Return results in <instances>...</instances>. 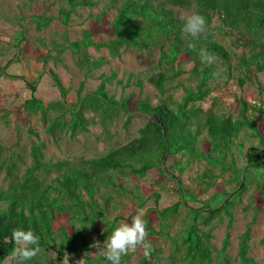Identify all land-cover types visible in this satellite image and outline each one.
Here are the masks:
<instances>
[{
	"label": "trees",
	"instance_id": "obj_1",
	"mask_svg": "<svg viewBox=\"0 0 264 264\" xmlns=\"http://www.w3.org/2000/svg\"><path fill=\"white\" fill-rule=\"evenodd\" d=\"M65 1L68 9L61 11L60 19L66 26L69 25L72 14L79 8H93L97 5L90 0ZM170 7L194 8L195 13L206 18L205 31L196 38L183 35L184 20L179 19ZM107 8L116 10L108 41L96 43L93 41V33L84 31L79 41L57 45V54L51 58L61 62L62 54L69 50L76 57L77 67L90 75L102 69L108 61L105 57H91L90 48L98 52L105 49L108 58L114 60L130 49L145 52L158 46V67L161 72L151 81L157 91L165 94L166 83L184 74L179 66V59L184 54L190 57L193 63L190 72L197 78V85L194 89L186 90L181 102L169 99L156 107L150 106L147 101L140 102L138 110L148 119V124L135 143L101 158L81 161L79 167L69 170L50 183L40 180L38 176L39 172L50 170L44 163L45 145H35L31 150L33 164L25 175L20 180L11 175L13 179L8 189L0 188V264L11 258L10 253L16 247L11 239V233L16 228L32 230L39 236L40 252L52 250L57 253V257L47 264H65L66 254H80L77 241L83 240L84 237L79 231H74L72 236L61 231L63 242L59 244L54 231L58 215L70 216L74 220L81 217L84 220L85 209H96V197L101 189L119 186L116 183L118 173L145 178L152 170L165 171L163 168L168 159L178 155L186 158L187 164L194 161L206 164L207 169L201 179H211L207 188L216 185L217 179L227 173H232L230 183H234L235 187L231 193H219L204 201L202 207L189 208L187 205L190 201L198 200L196 195L181 183H176L179 194L186 203L183 207L189 219L186 229L178 237L171 236L167 230L170 219L180 213L179 207L182 204L179 203L156 212L159 230L152 225V217L146 214V238L156 236L170 242L172 252L166 264H258L251 256L252 227L255 220L247 225L246 231L240 236L236 258L229 253L230 233H226L220 250L212 245L211 240L212 233L225 222V216L228 217V230L232 228L234 215L229 209L237 200L241 202L249 184L255 183L258 188H262L264 195V136L260 133L258 122L249 115L250 111L260 114L263 107L252 103L249 105L240 100L241 109L234 120L195 108L194 105L205 101L212 93L211 83L223 76L215 62L229 58L225 48L209 33L215 16H219L224 25L231 29H243L244 38H250L248 46L251 47V55L248 59L240 57L239 65L244 66L247 71H251L254 66L258 73H264V0H107ZM32 21L40 32L47 28L54 18L34 16ZM17 49L19 56L21 46L17 45ZM201 50L214 55L215 62L211 65L202 63ZM228 67L231 69L230 64ZM5 71L6 67L0 70V77L5 76ZM49 74L62 98H66L69 90L63 86L55 72L50 71ZM116 77L115 73L110 77L102 76L98 90L85 97H79L74 108L59 103L70 115V119L55 120L50 124L49 132L53 133L57 128L69 129L73 134L86 130L87 119L84 115L87 112H92L95 117L100 118L104 125L124 113L128 125L133 116L128 112L126 101H116L110 98L106 91L107 84L113 82ZM137 84L140 89L143 88L142 81ZM84 85L83 82L79 95ZM241 85H244L243 81ZM29 87L32 97L25 101L24 111L32 116H44L48 107L35 97L36 83L29 84ZM245 131L251 132V136L258 140L262 150L259 152L253 149L247 160L248 165L239 167L233 148ZM239 153L243 154L242 146ZM176 166L182 168L179 163ZM217 170L221 171L219 177L213 174V171ZM85 196L87 201L84 200ZM115 226V222L110 223V228L104 236H108ZM260 245L264 247V237L260 240ZM88 251L90 252V249ZM162 251L156 248L150 250V254L144 256L140 264L159 262L158 255ZM38 254L28 264H45L39 262ZM91 262V259L85 260V264Z\"/></svg>",
	"mask_w": 264,
	"mask_h": 264
},
{
	"label": "rangeland",
	"instance_id": "obj_2",
	"mask_svg": "<svg viewBox=\"0 0 264 264\" xmlns=\"http://www.w3.org/2000/svg\"><path fill=\"white\" fill-rule=\"evenodd\" d=\"M90 1L97 5L93 8H79L66 26L60 19L61 11L68 9L65 0H0V70L6 67L5 76L0 77V188L3 190L8 189L13 179L11 175L20 180L32 166L31 150L35 145H45L44 163L50 170L39 172L38 176L40 180L50 183L69 170L79 167L81 161L98 159L135 143L148 124V119L138 110L140 102L147 101L152 107L164 104L169 99L181 102L186 90L194 89L197 85V78L190 72L193 63L184 54L179 59V66L184 74L166 83L165 94H160L151 83L161 72L158 67V46L145 52L130 49L114 60L108 58L105 49L98 52L90 48L91 57H105L108 60L102 69L90 75L77 67L76 57L69 50L62 54L61 62L54 61L51 57L56 56L57 45L79 41L84 31L93 33V41L96 43L109 40L116 10L106 9L107 0ZM170 8L181 20L195 13L194 8ZM34 16L53 17L54 21L39 32L32 21ZM209 33L225 48L229 58L215 62L223 76L211 83V95L194 107L235 120L241 109L240 100L249 105L257 103L263 107L261 113L250 111L249 115L258 122L260 133L264 136V73H258L254 66L251 71H247L244 66L239 65L240 57L248 59L251 55V47L248 46L250 38H244L243 29L225 26L219 16H215ZM17 45L21 46L19 56ZM262 45L264 46V41ZM50 71L55 72L63 86L69 90L66 98H62L55 87ZM113 73L117 77L107 84L106 91L110 98L126 101L128 112L133 116L128 125L124 113L104 125L100 118L87 112L84 115L87 119L86 130L73 134L69 129L57 128L53 133L49 132V126L55 120L70 119V115L59 103L74 108L79 97L98 90L102 76L110 77ZM138 81H142V89L139 88ZM242 81L244 85H241ZM83 82L85 85L79 95ZM32 83H36L37 87L35 97L48 107L44 116H32L24 111L25 101L32 97L29 87ZM241 146L243 154L239 153ZM253 149L259 152L262 150L250 131L243 132L233 148L239 167L248 165L247 160ZM177 163L182 168L177 167ZM186 164L187 159L178 155L168 159L163 168L165 171L152 170L145 178L118 173L116 183L119 186L101 189L96 197V209H85L84 220L81 217L74 220L70 216L58 215L54 231L59 244L63 242L61 231H65L68 236L79 231L84 237L77 241L80 254H67L69 264H76L79 260L81 264H85L86 259L92 260L90 264H105L101 257L93 254L96 250L89 245L94 241L102 243L110 235L104 236L110 223L115 222L116 226L122 222L131 223L138 208L144 209L142 219L148 213L152 217V225L159 230L156 212L181 203L180 213L170 219L167 228L171 236L181 235L189 219L183 208L186 203L181 198L176 183H181L196 195L198 200L190 201L187 205L189 208L202 207L204 201L219 193H231L235 187L234 183H230L232 173H227L217 179L216 185L207 188L211 179H201L207 169L206 164L198 161ZM220 172L213 171V174L219 177ZM261 189L255 183L249 184L241 202L237 200L229 209L234 215L232 228L228 230V217L225 216V222L212 233L211 243L217 250L221 249L228 232L231 236L229 253L236 258L239 238L246 231L247 225L255 220L252 227L251 256L258 264H264V247L260 245V240L264 237V195ZM84 200L87 201L88 198L85 196ZM145 242L151 251L155 248L163 250L158 255L159 262L152 261L151 264L168 262L172 247L167 239L151 236L145 238ZM38 256L39 262L47 264L57 257V253L47 250L40 252ZM144 256L143 246H138L136 250L123 256L122 260L124 264H140ZM64 261L66 264V257ZM4 264H14V261L8 258Z\"/></svg>",
	"mask_w": 264,
	"mask_h": 264
},
{
	"label": "clouds",
	"instance_id": "obj_3",
	"mask_svg": "<svg viewBox=\"0 0 264 264\" xmlns=\"http://www.w3.org/2000/svg\"><path fill=\"white\" fill-rule=\"evenodd\" d=\"M205 28L206 18L199 13H194L184 19L182 34L190 38H196L205 31ZM200 59L202 63L211 65L215 62L216 57L201 50ZM143 216L144 209L138 208L136 215L132 217L131 223L122 222L115 226L102 243L94 241L89 245L91 249L96 250L93 254L101 257L105 264H122L123 256L136 250L138 246H143L144 254L148 256L150 246L145 242L147 232L146 223L142 219ZM11 239L16 245L10 253L14 264H28L41 251L40 238L32 230L13 229ZM66 264H69L67 254ZM76 264H81V260L76 261Z\"/></svg>",
	"mask_w": 264,
	"mask_h": 264
},
{
	"label": "water",
	"instance_id": "obj_4",
	"mask_svg": "<svg viewBox=\"0 0 264 264\" xmlns=\"http://www.w3.org/2000/svg\"><path fill=\"white\" fill-rule=\"evenodd\" d=\"M245 170V169H244ZM243 175H244V171H243V174H242V178H243Z\"/></svg>",
	"mask_w": 264,
	"mask_h": 264
},
{
	"label": "built area",
	"instance_id": "obj_5",
	"mask_svg": "<svg viewBox=\"0 0 264 264\" xmlns=\"http://www.w3.org/2000/svg\"><path fill=\"white\" fill-rule=\"evenodd\" d=\"M252 104H257V103L252 102Z\"/></svg>",
	"mask_w": 264,
	"mask_h": 264
}]
</instances>
